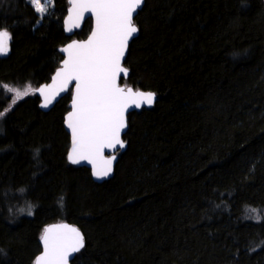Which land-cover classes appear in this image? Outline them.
Here are the masks:
<instances>
[{"label": "trees", "instance_id": "trees-1", "mask_svg": "<svg viewBox=\"0 0 264 264\" xmlns=\"http://www.w3.org/2000/svg\"><path fill=\"white\" fill-rule=\"evenodd\" d=\"M67 7L0 0V83L49 81L58 48L91 28L65 35ZM134 24L121 82L157 100L128 115L110 179L67 162L69 94L0 117V264H33L64 221L84 237L70 264H264L263 0H144ZM10 100L0 88V111Z\"/></svg>", "mask_w": 264, "mask_h": 264}, {"label": "snow or ice", "instance_id": "snow-or-ice-1", "mask_svg": "<svg viewBox=\"0 0 264 264\" xmlns=\"http://www.w3.org/2000/svg\"><path fill=\"white\" fill-rule=\"evenodd\" d=\"M29 3L43 17L52 0H29ZM69 3L65 30L78 28L85 13L90 12L95 21L91 35L84 42L73 41L61 49L67 53V59L53 76L52 84L34 89L30 84L21 88L0 83L4 93L11 94V103L0 111V117L19 100L37 92L43 97L41 107L47 108L75 81L71 111L65 117L72 136L68 159L73 164L87 161L92 165L93 175L103 178L111 173L115 159V156L106 158L104 150H113L117 145L125 147L121 133L127 126L126 111L132 105L151 106L155 98L154 93L133 91L117 83L121 73L125 78L128 75L121 61L129 39L138 31L133 17L143 0H69ZM10 40L11 34L0 30V55L7 54ZM40 239L43 253L34 264H68L70 255L84 246L81 233L66 225L45 228Z\"/></svg>", "mask_w": 264, "mask_h": 264}, {"label": "water", "instance_id": "water-1", "mask_svg": "<svg viewBox=\"0 0 264 264\" xmlns=\"http://www.w3.org/2000/svg\"><path fill=\"white\" fill-rule=\"evenodd\" d=\"M143 4H144V0H143V3H142V5H141V7L137 9L136 13H134L133 23H134V19H135L136 15H137L138 11L141 10ZM263 5H264V0H263ZM70 8H71V4L69 3V0H68V7H67V9H66V14H65V16L63 17V20H62V28H63V31H64L65 35H67V36H69V37H72V36L74 35L75 32L81 30V28L83 27L84 22H85L86 20H88V19H89L90 22H91V28H90V31L88 32V34L86 35V37H85L84 39H75V38H74V39H71L70 41H68L67 43H65L64 45H62V46H60V47L58 48V52L60 53V55H61V57H62V59H61V61H60V63H59V66L54 70V72H53L52 75L50 76V79H49L48 82H46V83H42V84L38 85L36 88H39V87H41V86H45V85H50V84H52V78H53V76L55 75V73L57 72V70L61 68L62 63H63V60H64V59H67V53L62 52L61 49L67 47V46H68L69 44H71L73 41H76V42H84V41H86V40L88 39V37L91 35V32H92L93 28L95 27V21H94V18L91 17V13L89 12V13H85V19H84L83 21H81L80 26H79L78 28H73L72 31H70V32H69V31H66V30H65V20H66V18H67L68 15H69ZM135 26H136V25H135ZM136 27H137V26H136ZM137 35H138V31H137L135 34H133V36H132V37L129 39V41H128V46H127V49H126V52H125L124 58H123L122 61H121L122 66H123L124 68H126V67L124 66L123 63H124V60H125L126 55H127V51H128L129 44L131 43V41H132L133 39H135V38L137 37ZM7 53H8V52H7ZM5 55H6V54H5ZM0 56H3V55H0ZM126 69H127V68H126ZM127 70H128V69H127ZM128 75H129V70H128ZM128 75H127V77H128ZM127 77L125 78L124 75H123V73H121V74H120V77H119V79H118V81H117L118 86H120V87H124V88H131L133 91L139 90V91H142V92H151V93H154V92H152V91H146V90H141V89H134L132 86H125V85H123V84L121 83V81L127 79ZM74 86H75V81H73L71 84H69V85H68V90L65 91V92L60 93V95L57 96V98L53 101V103H52L51 105H49V107H47V108H43V107H41V104H42V102H43V97H41V95H40L38 92H37L35 95L39 98V108H40L43 112H48V111H49V110H50V109H51V108H52V107H53V106H54V105H55V104H56V103L62 98V97H64V96L67 95L68 93H70V100H69V103H68V108H69V110H68V112L65 114V116H64V118H63V124H62V125H63V128H64V130H65V132L68 134V137H69V146H68V150H67V153H66V159H67V162L70 163V164L73 165V166L83 167V168L88 169L89 172H90L91 179H92L94 182L101 183V182L106 181V180H108V179H110V178L112 177L113 172H114V167H115V164H116V161H117V158H118V155H117V154H118V153H122V152H124L125 149H126V147H127V144H126V142L124 141L123 137H124V135H125V133H126L127 126H128V125H127V117H128V115H129L130 113H132V112H138V111H140L141 109L151 108V107L154 105V103L156 102V100H157V96H156V94L154 93V94H155V98H154V101H153V103L151 104V106H149V105H147V104H142L140 108H136L134 105H132V106H130V107L128 108V110H127L126 113H125V119H126V125H127V126H126V128L123 129V131H122V133H121V139L124 141V143H125V147H124V148H120V147L117 145V147H116L115 149H113V150H109V149H105V150H104V156H105L106 158L111 157V156H115V159L113 160V163H112V171H111V173H110L108 176H106V177H103V178H97L96 176L93 175V168H92V165L89 164L87 161L82 160V161H80V163L73 164V163L68 159L69 152H70L71 149H72V136H71V131H70V129H68V128L66 127V124H65V117H66V115L71 111V104H72V96H73ZM61 225H66V226H68L69 228H76V229L81 233V235H82V237H83V234H82L81 230H80L76 225H74V224H72V223H69V222H65V221H64V222H60V223H50V224L46 225V226L44 227V229H45V228H50V227H58V226H61ZM44 229H43V231H42V234H43V232H44ZM42 234H41V235H42ZM40 238H41V237H40ZM83 244H84V237H83ZM83 247H84V246H83ZM83 247H82V248H83ZM82 248H81V249H82ZM81 249H80V250H81ZM80 250H79V251H80ZM79 251H78V252H79ZM78 252L72 253V254L70 255V257H69V261H68V264L71 263V261L73 260L74 256H75ZM42 253H43V245H42V242H41V239H40V252H39L38 255L35 257L34 261L36 260V258H37L38 256L42 255ZM33 264H34V262H33Z\"/></svg>", "mask_w": 264, "mask_h": 264}, {"label": "flooded vegetation", "instance_id": "flooded-vegetation-1", "mask_svg": "<svg viewBox=\"0 0 264 264\" xmlns=\"http://www.w3.org/2000/svg\"><path fill=\"white\" fill-rule=\"evenodd\" d=\"M89 20V19H88ZM87 21V20H86ZM72 39H74V38H72ZM123 81V80H122ZM48 82V81H47ZM46 83V82H45ZM122 83V82H121ZM124 85V84H123ZM126 86V85H125ZM69 95H70V93H68Z\"/></svg>", "mask_w": 264, "mask_h": 264}, {"label": "rangeland", "instance_id": "rangeland-1", "mask_svg": "<svg viewBox=\"0 0 264 264\" xmlns=\"http://www.w3.org/2000/svg\"><path fill=\"white\" fill-rule=\"evenodd\" d=\"M22 88V87H21ZM11 103V100H10V102H9V104ZM9 106V105H8ZM8 108V107H7Z\"/></svg>", "mask_w": 264, "mask_h": 264}]
</instances>
